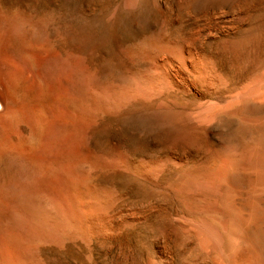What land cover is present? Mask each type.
<instances>
[{"label":"rangeland","instance_id":"1","mask_svg":"<svg viewBox=\"0 0 264 264\" xmlns=\"http://www.w3.org/2000/svg\"><path fill=\"white\" fill-rule=\"evenodd\" d=\"M259 226L264 0H0V264H264Z\"/></svg>","mask_w":264,"mask_h":264},{"label":"bare ground","instance_id":"2","mask_svg":"<svg viewBox=\"0 0 264 264\" xmlns=\"http://www.w3.org/2000/svg\"><path fill=\"white\" fill-rule=\"evenodd\" d=\"M26 58V57H25ZM29 62V61H28ZM32 62V61H31ZM21 78V77H20ZM23 80V79H22ZM17 86V85H16ZM49 90V89H48ZM17 91V90H16ZM46 93V92H45ZM53 95H55L54 93H53ZM45 96H46V94H45ZM39 120H41V119H39ZM41 122V121H40ZM48 122V121H47ZM40 124V123H39ZM44 124V123H43ZM46 125V124H45ZM40 126V125H39ZM262 223H263V221H262ZM260 229H264V228H260V226H259V230ZM261 232L260 233H263L262 231H264V230H260ZM199 232V234H201L203 237H201V238H205L206 236H208L207 235V233L209 234V236L211 237V235H210V231H208V230H200V231H198ZM256 232V231H255ZM205 234H206V236H205ZM264 234V233H263ZM260 236V235H259ZM223 243V242H222ZM223 251V250H222Z\"/></svg>","mask_w":264,"mask_h":264}]
</instances>
